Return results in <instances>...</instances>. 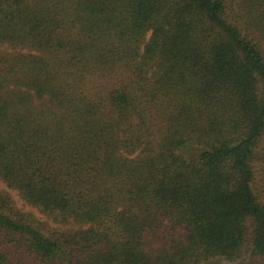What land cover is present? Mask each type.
<instances>
[{"label":"trees","instance_id":"obj_1","mask_svg":"<svg viewBox=\"0 0 264 264\" xmlns=\"http://www.w3.org/2000/svg\"><path fill=\"white\" fill-rule=\"evenodd\" d=\"M264 0H0V264H264Z\"/></svg>","mask_w":264,"mask_h":264},{"label":"rangeland","instance_id":"obj_2","mask_svg":"<svg viewBox=\"0 0 264 264\" xmlns=\"http://www.w3.org/2000/svg\"><path fill=\"white\" fill-rule=\"evenodd\" d=\"M256 158L253 163V171H254V179L252 183V187L255 195L258 199L264 203V137L259 142V145L256 149ZM0 194L3 196H8L11 200L12 206L15 210L20 211L23 214L32 216L38 222L47 223L50 229L58 228L57 225L53 224L48 220V218L41 214L36 208H33L27 204H25L17 195V193L13 190L7 189L5 185L0 181ZM246 245L244 249L243 256L235 261H226V260H209L205 262V264H261L260 261L253 258L250 253L249 247Z\"/></svg>","mask_w":264,"mask_h":264}]
</instances>
